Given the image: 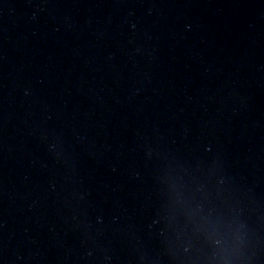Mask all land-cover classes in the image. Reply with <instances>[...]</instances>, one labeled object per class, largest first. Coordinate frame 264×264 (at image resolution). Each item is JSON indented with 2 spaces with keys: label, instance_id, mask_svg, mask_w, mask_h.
Returning a JSON list of instances; mask_svg holds the SVG:
<instances>
[{
  "label": "water",
  "instance_id": "1",
  "mask_svg": "<svg viewBox=\"0 0 264 264\" xmlns=\"http://www.w3.org/2000/svg\"><path fill=\"white\" fill-rule=\"evenodd\" d=\"M0 264H264V0H0Z\"/></svg>",
  "mask_w": 264,
  "mask_h": 264
}]
</instances>
